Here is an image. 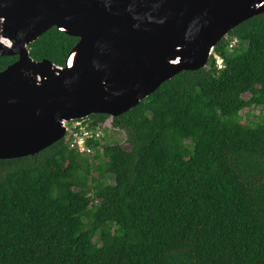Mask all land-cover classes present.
<instances>
[{
    "label": "trees",
    "instance_id": "1",
    "mask_svg": "<svg viewBox=\"0 0 264 264\" xmlns=\"http://www.w3.org/2000/svg\"><path fill=\"white\" fill-rule=\"evenodd\" d=\"M78 42L52 28L30 56L64 66ZM17 59L0 57V72ZM256 108L264 12L221 40L204 69L112 118L93 156L61 140L0 160V264H264V115H241Z\"/></svg>",
    "mask_w": 264,
    "mask_h": 264
},
{
    "label": "water",
    "instance_id": "2",
    "mask_svg": "<svg viewBox=\"0 0 264 264\" xmlns=\"http://www.w3.org/2000/svg\"><path fill=\"white\" fill-rule=\"evenodd\" d=\"M264 12V0H0V160L35 156L65 122L118 118L182 72L204 69L217 44ZM57 28L79 42L65 65L29 47Z\"/></svg>",
    "mask_w": 264,
    "mask_h": 264
},
{
    "label": "built area",
    "instance_id": "3",
    "mask_svg": "<svg viewBox=\"0 0 264 264\" xmlns=\"http://www.w3.org/2000/svg\"><path fill=\"white\" fill-rule=\"evenodd\" d=\"M238 43L237 39H233L230 43L229 48H234ZM214 59L216 60L218 69H222L224 67V60L214 54ZM94 124V123H93ZM66 127V135L64 140L67 143V146L71 150H77L84 155H92L96 153L97 149L94 146V142H98L101 144L102 140L105 139L106 132L104 129H108L111 127L110 123H103V125L97 124V127L94 126L92 129L90 128V124H84L83 121H73V122H65Z\"/></svg>",
    "mask_w": 264,
    "mask_h": 264
},
{
    "label": "rangeland",
    "instance_id": "4",
    "mask_svg": "<svg viewBox=\"0 0 264 264\" xmlns=\"http://www.w3.org/2000/svg\"><path fill=\"white\" fill-rule=\"evenodd\" d=\"M251 96L250 94H246L244 96L245 99H249ZM242 117H243V121L242 123L244 124H248L249 122H253V123H257V122H260V118L262 115H264V112L261 111L260 108H256V109H245L242 113H241ZM83 120V119H82ZM108 123L111 122V119L107 121ZM106 122V123H107ZM106 134H107V130L105 131ZM114 137L113 138H119V141L122 139L124 140V137L122 135H119V133H114L113 135ZM95 153L92 154V156L94 155ZM91 156V157H92ZM90 157V158H91ZM93 176H95V173L93 172ZM97 176V175H96Z\"/></svg>",
    "mask_w": 264,
    "mask_h": 264
},
{
    "label": "clouds",
    "instance_id": "5",
    "mask_svg": "<svg viewBox=\"0 0 264 264\" xmlns=\"http://www.w3.org/2000/svg\"><path fill=\"white\" fill-rule=\"evenodd\" d=\"M213 53H214V51L212 52V55H213ZM111 120H112V118H111ZM64 140V139H63Z\"/></svg>",
    "mask_w": 264,
    "mask_h": 264
}]
</instances>
